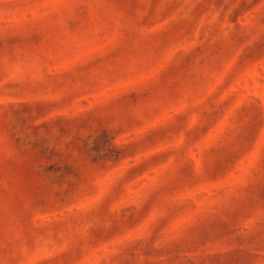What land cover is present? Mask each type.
<instances>
[{"label": "rangeland", "instance_id": "obj_1", "mask_svg": "<svg viewBox=\"0 0 264 264\" xmlns=\"http://www.w3.org/2000/svg\"><path fill=\"white\" fill-rule=\"evenodd\" d=\"M0 264H264V0H0Z\"/></svg>", "mask_w": 264, "mask_h": 264}]
</instances>
